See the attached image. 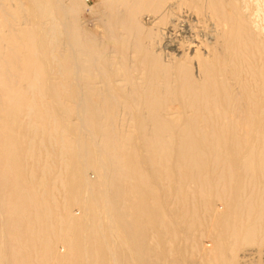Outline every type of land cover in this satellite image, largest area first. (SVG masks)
I'll return each instance as SVG.
<instances>
[{"label":"rangeland","instance_id":"obj_1","mask_svg":"<svg viewBox=\"0 0 264 264\" xmlns=\"http://www.w3.org/2000/svg\"><path fill=\"white\" fill-rule=\"evenodd\" d=\"M168 1L170 0H162V2L160 0V3L159 0H68L67 19L70 17L74 20L68 19L71 33L83 44L92 46L91 49L95 53L91 52V55L104 54L107 56L106 59L116 62L113 63V72H109L102 79H98L97 77H101V75H97L98 73L95 72L91 88L86 86L85 80H82L80 83L82 84V97H80L83 100H79V102L78 96L74 94L77 89L75 84L78 77L73 79V76L70 75L71 72L68 71L65 54L63 55L65 50L55 49L59 45V41L63 40V36L56 38V46H51L53 52L57 50L63 56L56 59L58 62L47 57L49 74L45 73V75L48 79L42 78L40 73V75L37 74L39 75L38 79L40 78L43 83H39L42 81L37 79L38 81L36 80L37 82L31 90L28 80H20V78L23 79V77L33 74L31 68L21 65L22 56L25 58L26 55V48L23 46L26 36L22 33L24 29H27V25H23L24 22H21L24 15L18 14L16 17L11 9V11L9 10L11 13L7 10L4 14L0 13V98H2L0 100V142L6 139L9 147L6 158L0 155V264H264V57H262L264 56L262 55L264 52V0H236L235 2L227 0L228 4L226 0H194L195 3L193 0H183V8L178 9L186 11L182 23L179 21L180 18H175L171 14L167 15L165 12L164 7ZM217 1L218 5H216ZM189 2L190 8L188 7ZM212 2L213 6L209 5ZM196 3L201 6L197 7ZM69 5H72L70 9ZM206 5L209 6L206 7ZM110 12L112 13L110 14ZM230 14L233 16L230 17ZM146 18H149L150 22L149 20L146 22ZM222 22L226 24L232 22V29L235 31L233 32L234 39L228 40L222 35L226 31H224L226 27L221 26ZM200 24L206 27L208 36L199 34L196 38L197 45L185 31L189 28L197 29ZM171 26H173L172 32L167 29ZM219 30L223 32L221 36L217 35ZM244 34L247 35L246 39ZM247 37L249 38L247 39ZM214 38L218 42H215ZM261 40L263 41L260 42ZM126 42L127 44H125ZM227 43H229L228 46ZM12 44H14V47L11 46L12 51L19 52L16 58L9 57L13 52L10 54L9 51L8 54L6 52L7 45L10 47ZM192 45L199 47L196 54H194V49H188ZM15 46L16 50L13 49L16 48ZM5 48H7L6 51ZM217 48L220 52L216 50ZM114 49L116 51L122 49V51H119L118 54ZM3 52H6L7 56ZM211 54L215 57H212ZM150 55H154V58L152 56L151 59ZM229 56L230 58H228ZM197 57L202 64L208 66L211 64L209 62L216 60L217 65L215 63L213 65L219 69V73L207 77L204 75L206 72L204 66H200V71H198ZM261 58L263 59L261 60ZM226 61L229 63L226 64ZM176 62L179 63L175 64ZM118 63L120 68L117 67ZM238 63L240 64L239 68ZM228 64L234 66L231 67ZM121 65L125 67L123 68ZM135 65L136 68L131 67ZM59 66L61 67L59 68ZM230 67L234 69L228 70ZM118 70L119 72H117ZM162 70L167 75L162 73ZM228 71L231 74H228ZM145 73L148 75L145 76ZM181 74L184 77H181ZM242 75L244 79L240 80ZM177 77L178 80H174ZM154 79L156 80L154 81ZM202 79L205 80L204 83ZM165 80L168 87L164 86ZM45 81L48 84L47 87L44 86V84L46 85ZM145 83H149L150 86ZM159 83L161 84L159 85ZM236 84H239L238 87ZM177 86H180L182 91ZM228 90H231V93ZM152 91L155 92L152 93ZM38 92L41 94L43 92L42 98H39ZM236 92H238L237 95ZM12 94H17L19 99L10 97ZM250 95L255 101L250 98ZM14 96L16 97V95ZM73 99L75 105L78 102L80 106L78 104L74 106ZM210 102H214V104ZM80 108L85 110L82 113V118H85V121L89 119L85 123L82 122V118H78L73 113ZM89 108L93 112H97L94 114L95 116L98 114L97 118L93 116L95 123L90 121ZM251 109L256 110L252 111ZM88 113H90L89 116H86ZM53 114H60V116ZM135 116H137V120L134 118ZM55 118H60V120ZM61 119L63 120L61 121ZM138 119L142 123H139ZM56 122H61L59 123L61 125ZM69 129L72 132L70 133L71 137L69 136L70 131H67ZM7 137L13 141L8 140ZM80 138L81 141H79ZM59 139L62 141L59 142ZM72 142L78 151L72 147ZM76 142L80 144L78 145ZM26 149L32 150V152ZM72 150L76 154L79 153V156L73 157ZM250 150L251 152H249ZM28 152L32 153L30 157H28ZM66 154L69 156L67 157ZM88 156H90L89 161ZM75 158L80 165L73 161ZM103 159L108 160L105 163ZM68 160H70V164H67ZM85 163L86 165H84ZM94 163H97L96 169L99 167V171L94 168ZM107 166V173H104ZM66 167L70 169L69 172ZM31 174L34 178L31 177ZM65 175L68 181L65 179ZM116 175H118L117 178H115ZM31 178L32 180H30ZM83 178L86 182L82 183L84 185L80 183L84 181ZM112 179L115 180L113 183ZM69 180L74 185L72 190H70ZM105 180H109L110 183ZM86 184L87 186H85ZM82 186L85 190L81 189L79 192L78 190ZM93 186L95 188L98 186L94 189L96 191H93ZM77 188L78 190H76ZM107 189L109 190L106 193ZM72 191L75 193L73 194ZM108 200L112 201L109 203ZM97 204L99 207H96ZM85 206L87 207L85 208ZM22 208H25L24 211H26L23 212ZM99 209H102V212L104 210L103 214ZM99 211L100 214H98ZM43 212L45 213L43 214ZM95 214L98 216L96 217ZM66 218L68 219L66 220ZM77 218L80 222L77 221ZM70 219H72L71 223ZM25 222L28 223L26 226ZM31 223H34L32 225L36 224V229L30 227ZM71 226L75 230L73 233ZM103 231H107V236ZM101 232L104 236L100 234ZM17 236L19 237L16 238ZM106 241L109 250L104 243ZM103 244L105 245L103 246ZM36 249H40V251L37 252ZM53 256L54 258H52Z\"/></svg>","mask_w":264,"mask_h":264},{"label":"bare ground","instance_id":"obj_2","mask_svg":"<svg viewBox=\"0 0 264 264\" xmlns=\"http://www.w3.org/2000/svg\"><path fill=\"white\" fill-rule=\"evenodd\" d=\"M6 1V2H5ZM72 1V0H71ZM117 1V0H116ZM165 1V0H164ZM192 1V0H191ZM194 1V0H193ZM205 1V0H204ZM210 1V0H209ZM219 1V0H218ZM218 1H217V4L216 5H218ZM236 0H234V2H235ZM67 2H68V0H0V13H2V14H4V12H5V10H7L8 12H10L11 10H13V12H14V14H15V16L16 15H18V14H23L24 16L21 18L22 19V21L21 22H24L23 23V25H27L26 27H27V29L25 30H23V33L22 34H24L26 37H25V39H24V37H23V46L26 48V50H25V52H26V55H25V58H24V56H22V60H21V65H23L25 68H31V72L33 73V74H31L30 76H28L27 74V76H25V77H23V79H21L20 77V80H28L29 82H28V84H29V89H31V90H33V88H34V86L33 85H35L36 84V82L40 79H38V76L40 75V74H42L41 76H42V78H44V79H48V78H46L47 76L45 75V73L47 74H49V72H48V62H47V57L48 58H50V59H52V61H54V60H56V59H58V57H62L64 54H65V58H66V61H65V63H67V67H68V71H70L71 73H70V75H72L73 76V79L74 78H77L78 80L76 81V84L75 85H77L76 86V91H75V93L74 94H76L77 96H78V102H79V100H81V89H82V84H80L81 82H82V80H85V83H86V86H89V88H91V82H92V80H94L93 79V77H94V74H95V72H97L98 74L97 75H101V77H97L98 79H102L103 78V76H106V74H108L109 72H113V69H114V67H113V61L114 60H109V59H106L107 58V56H105L104 54L103 55H99V56H93V55H91V52L93 53L94 51H93V49H91V47L90 46H87L88 44H83V42H81L80 41V39H77V37L75 36V35H73V33H71L72 31H71V28H70V26H69V24H68V19L70 18V17H68V19H67V13H66V8L68 7V4H67ZM156 2H158V1H156ZM161 2H162V0H161ZM188 2V1H187ZM197 2V1H196ZM203 2V1H202ZM207 2V1H206ZM205 2V3H206ZM233 2V3H234ZM253 2V1H252ZM258 2V1H257ZM73 3V2H72ZM120 3V2H119ZM128 3V2H127ZM159 3H160V0H159ZM194 3H195V1H194ZM205 3H203V4H205ZM225 3V2H224ZM226 3H227V0H226ZM263 3V2H262ZM115 4V3H114ZM134 4H136V3H134ZM189 4H190V2L188 3V7H189ZM197 4V3H196ZM210 4H212V6H213V2L212 3H209V5ZM228 4V3H227ZM236 4V3H235ZM243 4V3H242ZM118 5V4H117ZM184 6V4H183V0H170V1H168L167 3H166V5H165V7H164V9H165V12L167 13V15L168 14H171L172 16H174L175 18L177 17V18H180V22L181 21H183L184 22V20H183V17H184V12H186L184 9H182L181 11L180 10H178V9H181V8H183V6ZM192 5V4H191ZM208 5V6H209ZM215 5V6H216ZM72 6V5H71ZM70 5H69V9H70V7H71ZM114 6V5H113ZM158 6H159V4H158ZM192 6H194V5H192ZM201 6V5H200ZM199 6V4H197V7H200ZM207 5H206V7H208ZM225 6H226V4H225ZM234 6H236V5H234ZM233 6V7H234ZM153 7H154V5H153ZM227 7V6H226ZM231 7H232V5H231ZM141 8V7H140ZM187 8V7H186ZM190 8V7H189ZM203 8V7H202ZM212 8V7H211ZM210 8V9H211ZM236 8V7H235ZM11 9V10H10ZM132 9H133V7H132ZM146 9V8H145ZM174 9H176V11H174ZM214 9V8H213ZM222 9V8H221ZM232 9H234V8H232ZM232 9H230L231 11H233ZM10 10V11H9ZM147 10V9H146ZM151 10V9H150ZM190 10V9H189ZM216 10V9H215ZM219 10V9H218ZM120 11V10H119ZM140 11V10H139ZM149 11V10H148ZM220 11V10H219ZM230 11V12H231ZM260 11V10H259ZM114 12H115V10H114ZM122 12V11H121ZM127 12H128V10H127ZM151 12V11H150ZM211 12V11H210ZM226 12H227V10H226ZM11 13V12H10ZM70 13H72V12H70ZM112 12H110V14H111ZM117 13H119V12H117ZM135 13V12H134ZM212 13V12H211ZM229 13V12H228ZM232 13V12H231ZM238 13V12H237ZM243 13V12H242ZM6 14V13H5ZM127 14V13H126ZM216 14V13H215ZM234 15H235V13H233ZM233 14L231 15L230 14V17L231 16H233ZM263 14V13H262ZM1 15V14H0ZM122 15H123V13H122ZM7 16H9V15H7ZM11 16V15H10ZM9 16V17H10ZM14 16V17H15ZM20 16V15H19ZM18 16V17H19ZM126 16V15H125ZM149 16V15H148ZM213 16H215V15H213ZM224 16V15H223ZM222 16V17H223ZM236 16V15H235ZM235 16L233 17V18H235ZM240 16V15H239ZM246 16V15H245ZM252 16V15H251ZM263 16V15H262ZM12 17V16H11ZM17 17V16H16ZM130 17V16H129ZM135 17H136V15H135ZM193 17V16H192ZM209 17V16H208ZM72 18H73V16H72ZM121 18H122V16H121ZM174 18V19H175ZM221 18V17H220ZM225 18V17H224ZM223 18V19H224ZM245 18V17H244ZM5 19V18H4ZM12 19V18H11ZM71 19V18H70ZM130 19V18H129ZM128 19V20H129ZM155 19V18H154ZM210 19V18H209ZM214 19V18H213ZM215 19H216V17H215ZM222 19V20H223ZM240 19V18H239ZM18 20V19H17ZM71 20H73V19H71ZM148 20H149V18H146L145 19V21L146 22H148ZM152 20H153V18H152ZM221 20V19H220ZM225 20V19H224ZM19 21V20H18ZM17 21V22H18ZM74 21V20H73ZM109 21V20H108ZM176 21V20H175ZM212 21V20H211ZM211 21H210V23H211ZM235 21H236V18H235ZM244 21V20H243ZM122 22V21H121ZM142 22V21H141ZM149 22H150V20H149ZM238 22V21H237ZM251 22V21H250ZM257 22V21H256ZM6 23V22H5ZM182 23V22H181ZM214 23V22H213ZM240 23V22H239ZM245 23H247V22H245ZM71 24V23H70ZM103 24V23H102ZM120 24V23H119ZM209 24V23H208ZM228 24H230V25H228ZM228 24H226V23H224V22H222V24H221V26H225L226 28L224 29V33L223 32H220V30L219 31H217L218 33H217V35H220L221 36V33H223L222 35L223 36H225L226 38H228V40H230V39H234V33L233 32H235L233 29H232V22L230 23H228ZM243 24V23H242ZM253 24V23H252ZM7 25V24H6ZM108 25H109V23H108ZM121 25V24H120ZM120 25H119V27H120ZM178 25H179V23H178ZM206 25V24H205ZM215 27H216V25L215 24H213ZM238 25V24H237ZM8 26V25H7ZM72 26V25H71ZM209 26V25H208ZM212 26V25H211ZM214 26H213V28H214ZM106 27V26H105ZM184 27V26H183ZM190 27V26H189ZM248 27H249V24H248ZM73 28V27H72ZM205 28L206 27H204V25L203 24H200L198 27H197V29H191V28H189L188 29V27H187V29L188 30H186L185 31V33H188L189 35H190V37L192 38V41H194L195 43H197V36L199 35V34H201L202 33V35L204 34V36L206 35V36H208V34H207V31L205 30ZM209 28V27H208ZM234 28H235V26H234ZM241 28V27H240ZM258 28H259V26H258ZM74 29V28H73ZM104 29V28H103ZM128 29V28H127ZM167 29L169 30V31H173V26H171V28H169V27H167ZM216 29V28H215ZM217 29H219V28H217ZM244 29H245V27H244ZM76 30V29H75ZM167 30V31H168ZM214 30V29H213ZM242 30V29H241ZM249 30V29H248ZM252 30H254V29H252ZM252 30H251V32H252ZM74 31V30H73ZM113 31V30H112ZM111 31V32H112ZM205 31V32H204ZM210 31H212V30H210ZM244 31V30H243ZM246 31H247V28H246ZM246 31H244V32H246ZM250 31V30H249ZM254 31H257L256 29L254 30ZM75 32V31H74ZM81 32H83L82 30H81ZM109 32H110V30H109ZM127 32V34H128V30L126 31ZM184 32V31H183ZM182 32V33H183ZM212 32H214V31H212ZM242 32V31H241ZM11 33V32H10ZM42 33H43V35H42ZM76 33V32H75ZM147 33V32H146ZM206 33V34H205ZM248 33V32H247ZM253 33H255L256 34V32H253ZM262 33V32H261ZM252 34V33H251ZM250 34V35H251ZM263 34V33H262ZM83 35V34H82ZM130 35V34H129ZM180 35V34H179ZM184 35V34H183ZM215 35H216V31H215ZM214 35V36H215ZM216 35V36H217ZM243 35V34H242ZM257 35H259V34H257ZM63 36V37H62ZM212 36V35H211ZM240 36V35H239ZM244 36H245V39H246V34H244ZM19 37H21V36H19ZM59 37H62V39L63 40H61V41H59V45L57 46V47H55V49L57 48V50H58V48H62L63 50H65V53H63V55L61 54V52H59V51H57V50H55L54 52H53V48L51 47V46H54L55 45V43L57 42V39L56 38H59ZM122 37V36H121ZM189 37V36H188ZM241 37V36H240ZM254 37L256 38V36L254 35ZM253 37V38H254ZM86 38V37H85ZM110 38V37H109ZM140 38V37H139ZM138 38V39H139ZM187 38V37H186ZM217 38V37H216ZM216 38H214V40L216 39ZM249 37H247V39H248ZM252 38V37H251ZM250 38V39H251ZM102 39V38H101ZM144 39H146V38H144ZM236 39V38H235ZM103 40V39H102ZM115 40V39H114ZM119 40H121V39H119ZM206 40V39H205ZM226 40V39H225ZM238 40V39H237ZM256 40V39H255ZM254 40V42H256ZM9 41V40H8ZM112 41V40H111ZM128 41V40H127ZM232 41V40H231ZM240 41V40H239ZM263 40H261L260 42H262ZM108 42H109V40H108ZM115 42V41H114ZM132 42V41H131ZM140 42V41H139ZM205 42V41H204ZM215 42H218L217 40H215ZM220 42V41H219ZM237 42V41H236ZM250 42L254 45V43H253V41L252 40H250ZM1 43V42H0ZM89 43V42H88ZM168 43H171V41H168ZM211 43V42H210ZM233 43V42H232ZM247 43V42H246ZM259 43V42H258ZM258 43H256V44H258ZM17 44V43H16ZM125 44H127V42L125 43ZM133 44H134V41H133ZM139 44H141V43H139ZM138 44V45H139ZM213 44V43H212ZM241 44V43H240ZM255 44V45H256ZM9 45V44H8ZM7 45V48H8V50L6 51V49L7 48H5V51L7 52V54H8V51H9V54H10V52L12 53V54H10V58H16V57H18V51H16V52H14V51H12V47L11 46H13L14 44H12V45H10V47H11V50H9V46ZM22 45V44H21ZM112 45V44H111ZM146 45V44H145ZM188 45H190V44H188ZM197 45H198V43H197ZM197 45H192V46H190L188 49L189 50H191V49H194V54H196V52H197V50H198V48L199 47H197ZM225 45V44H224ZM227 46L229 45V43H227L226 44ZM231 45V44H230ZM261 45V44H260ZM56 46V45H55ZM167 46V45H166ZM175 46V45H174ZM213 46V45H212ZM257 46V45H256ZM14 47V46H13ZM16 47V46H15ZM65 47V48H64ZM134 47H135V44H134ZM165 47V46H164ZM218 47H219V45H218ZM222 47H224V46H222ZM253 47V46H252ZM262 47V46H261ZM112 48H114L113 46H112ZM131 48V47H130ZM139 48V47H138ZM171 49H172V47H170ZM231 48V47H230ZM234 48V47H233ZM238 48H239V46H238ZM259 48V47H258ZM13 49H17V47L16 48H13ZM20 49V48H19ZM18 49V50H19ZM61 49V50H62ZM134 49V48H133ZM136 49V48H135ZM166 49H168V48H166ZM187 49V48H186ZM226 49V48H225ZM224 49V50H225ZM255 49H257V48H255ZM63 50H62V52H63ZM113 50V49H112ZM115 50V49H114ZM165 50V49H164ZM213 50H214V47H213ZM212 50V51H213ZM216 50H218L219 51V49L217 48ZM227 50V49H226ZM243 50H244V47H243ZM261 50H262V52H263V49L261 48ZM116 51V50H115ZM120 51V50H119ZM119 51H116L115 53H118ZM121 51H122V49H121ZM120 51V52H121ZM139 51H140V49H139ZM229 51H230V49H229ZM6 52H3V54L5 53V55H6ZM21 52V51H20ZM136 52H138V51H136ZM174 52H175V50H174ZM217 52V51H216ZM220 52V51H219ZM227 53H228V51H226ZM234 52V51H233ZM244 52V51H243ZM258 52V51H257ZM261 52V53H262ZM95 53V52H94ZM139 53V52H138ZM143 53V52H142ZM231 53V52H230ZM245 53V52H244ZM258 53H260V52H258ZM119 54V53H118ZM121 54V53H120ZM130 54V53H129ZM152 54V53H151ZM214 54V53H213ZM213 54H211L212 55V57H215V56H213ZM223 54V53H222ZM237 54H238V52H237ZM246 54V53H245ZM252 54V53H251ZM122 55V54H121ZM142 55V54H141ZM217 55V54H216ZM226 55V54H225ZM228 55H230V54H228ZM227 55V56H228ZM233 55H234V53H233ZM262 55H264V52H263V54ZM7 56V55H6ZM119 56V55H118ZM117 56V57H118ZM151 56V55H150ZM153 56V58H154V55H152ZM152 56H151V59H152ZM248 56H250V55H248ZM260 56V55H259ZM114 57V56H113ZM132 57H133V55H132ZM147 57V56H146ZM223 57H225V56H223ZM222 57V58H223ZM235 57V56H234ZM233 57V58H234ZM253 57V56H252ZM262 57H264V56H262ZM20 58V57H19ZM18 58V59H19ZM120 58V57H119ZM128 58V57H127ZM142 58V57H141ZM198 59V61H197V63H196V66L198 67L197 68V70L198 71H200L199 70V67L200 66H204V67H206L205 68V70H206V72H205V74L204 75H206L207 77H209V76H212V75H215V74H218L219 73V69L216 67V66H214L213 65V63H215V65H217V63H216V60H213V61H211L210 59V61L211 62H209V60H208V62L209 63H211V64H209V66L208 65H205V64H202L201 62H200V60H199V57H197ZM221 58V59H222ZM228 58H230V56L228 57ZM227 58V60H229ZM246 58V57H245ZM121 59H122V57H121ZM134 59V58H133ZM184 59V58H183ZM182 59V60H183ZM226 59V58H225ZM235 59V58H234ZM263 58H261V60H262ZM16 60V59H15ZM144 60V59H143ZM149 60V59H148ZM238 60V59H237ZM10 61H12L11 59H10ZM57 61V60H56ZM121 61V60H120ZM133 61V60H132ZM131 61V62H132ZM135 61V60H134ZM138 61V60H137ZM183 61H185V60H183ZM241 61V60H240ZM247 61H249L248 59H247ZM254 61V60H253ZM13 62V61H12ZM58 62V61H57ZM123 62V61H122ZM218 62V61H217ZM239 62V61H238ZM257 62H258V60H257ZM116 63V62H115ZM114 63V64H115ZM140 63H141V61H140ZM139 63V64H140ZM177 63H179V62H176L175 64H177ZM227 63H229V62H227L226 61V64ZM232 63V62H231ZM123 64V63H122ZM130 64V63H129ZM132 64V63H131ZM174 64V65H175ZM225 63H224V66L226 65ZM261 64V63H260ZM259 64V65H260ZM8 65V64H7ZM11 65V64H10ZM38 65H39V67H38ZM141 65V64H140ZM149 65V64H148ZM154 65V64H153ZM156 65H157V63H156ZM187 65H188V63H187ZM186 65V66H187ZM221 65V64H220ZM229 65V64H228ZM239 63H238V68H239ZM241 65H243V64H241ZM247 65V64H246ZM262 65V64H261ZM122 66V65H121ZM137 66H138V64H137ZM142 66V65H141ZM168 66V65H167ZM183 66V65H182ZM181 66V67H182ZM229 66H231V65H229ZM232 66H234V65H232ZM231 66V67H232ZM248 66V65H247ZM253 66V65H252ZM255 66V65H254ZM15 67V66H14ZM61 66H59V68H60ZM117 67L118 68H120L119 67V63H118V65H117ZM123 68L125 67V66H122ZM131 67H134V68H136V65L135 66H131ZM131 67H129V68H131ZM175 67V66H174ZM180 67V68H181ZM203 67V68H204ZM226 67V69H227V66H225ZM230 67V68H231ZM246 67V66H245ZM249 67V66H248ZM263 67V66H262ZM2 68H4V67H2ZM21 68V67H20ZM58 68V69H59ZM154 68H155V66H154ZM153 68V69H154ZM186 68V67H185ZM202 68V67H201ZM200 68V69H201ZM222 68V67H221ZM228 68V70H232V69H234V68ZM243 68V67H242ZM253 68V67H252ZM122 69V68H121ZM132 69V68H131ZM164 69V68H163ZM174 69V68H173ZM188 69V68H187ZM250 69H251V67H250ZM30 70V69H29ZM55 70V69H54ZM101 70H102V72H101ZM133 70V69H132ZM147 70H148V68H147ZM146 70V71H147ZM151 70V69H150ZM156 70H157V68H156ZM127 71H129V70H127ZM163 71V70H162ZM233 71H235V70H233ZM4 72V71H3ZM30 72V71H29ZM52 73H53V71H51ZM57 72V71H56ZM117 72H119V70L117 71ZM138 72V71H137ZM176 72H177V70H176ZM179 72H180V69H179ZM181 72H183L182 70H181ZM192 72V71H191ZM191 72H188V73H190V74H192ZM221 72V71H220ZM226 72V71H225ZM229 72V71H228ZM239 72V71H238ZM256 72H258V71H256ZM255 72V73H256ZM259 72H260V70H259ZM22 73H24V72H22ZM40 73V74H39ZM129 73V72H128ZM154 73V72H153ZM160 73V72H159ZM162 73H165L166 74V72H162ZM162 73H161V75H162ZM224 73V72H223ZM236 73V72H235ZM235 73H234V75H235ZM243 73V72H242ZM246 73V72H245ZM7 74V73H6ZM17 74V73H16ZM37 74H39V75H37ZM55 74V73H54ZM53 74V75H54ZM183 74V73H182ZM182 74H181V77H184V75L182 76ZM228 74H231L230 72L228 73ZM263 74H264V72H263ZM122 75V74H121ZM146 75H148V73H145V76ZM160 75V74H159ZM161 75H160V77H161ZM167 75V74H166ZM189 75V74H188ZM220 75V74H219ZM218 75V76H219ZM254 75V74H253ZM260 75V74H259ZM9 76V75H8ZM24 76V75H23ZM72 76H71V78H72ZM113 76V75H112ZM131 76V75H130ZM198 76H200V75H198ZM205 76V77H206ZM138 77V76H137ZM150 77V76H149ZM202 77H203V75H202ZM214 77V76H213ZM230 77V76H229ZM233 77V76H232ZM231 77V78H232ZM247 77V76H246ZM250 77H251V75H250ZM262 77V76H261ZM70 78V77H69ZM121 78V77H120ZM119 78V79H120ZM135 78V77H134ZM155 78V77H154ZM163 78V77H162ZM172 78H173V76H172ZM237 78V77H236ZM242 78H243V75L241 76V79L240 80H242ZM254 78H255V76H254ZM38 79V80H37ZM137 79V78H136ZM150 79V78H149ZM165 79V78H164ZM186 79V78H185ZM214 79V78H213ZM220 79H221V77H220ZM224 79V78H223ZM233 79H234V77H233ZM238 79V78H237ZM244 79V78H243ZM251 79V78H250ZM37 80V81H36ZM41 80V79H40ZM71 80V79H70ZM107 80V79H106ZM111 80H112V78H111ZM156 79H154V81H155ZM161 80V79H160ZM174 80H178V77H177V79H174ZM184 80V79H183ZM203 80V79H202ZM225 80V79H224ZM254 80V79H253ZM42 81V80H41ZM185 82H186V80H184ZM194 81V80H193ZM214 81H216V80H214ZM220 81V80H219ZM218 81V82H219ZM226 81V80H225ZM238 81V80H237ZM245 81V80H244ZM22 82V81H21ZM27 82V81H26ZM68 82V81H67ZM75 82V81H74ZM77 82H78V84H77ZM131 82V81H130ZM130 82H129V85H130ZM148 82V81H147ZM172 82V81H171ZM176 82V81H175ZM175 82H174V84H175ZM178 82V81H177ZM205 82V80H203V83ZM207 82V81H206ZM238 82H240V81H238ZM246 82V81H245ZM256 82H257V80H256ZM39 83H43V81L42 82H39ZM45 83H46V81H45ZM69 83V82H68ZM102 83V82H101ZM110 83H112L111 81H110ZM135 83H136V80H135ZM222 83V82H221ZM254 83V82H253ZM262 83V82H261ZM103 84V83H102ZM101 84V85H102ZM146 84V83H145ZM147 84H149V83H147ZM146 84V85H147ZM161 83H159V85H160ZM185 84V83H184ZM208 84V83H207ZM225 84H226V82H225ZM230 84V83H229ZM111 85V84H110ZM117 85V84H116ZM122 85V84H121ZM131 85H132V82H131ZM165 85H167V83H166V80H165V84H164V86ZM177 85V84H176ZM176 85H174V86H176ZM188 85V84H187ZM202 85V84H201ZM220 85V84H219ZM237 85H239V84H236V86ZM255 85H257V84H255ZM261 85V84H260ZM262 85H263V83H262ZM15 86H17V85H15ZM28 86V85H27ZM40 86V85H39ZM44 86L45 87H47L48 86V84L46 83V85L44 84ZM53 86H54V84H53ZM57 86V85H56ZM72 86V85H71ZM74 86V85H73ZM104 86V85H103ZM113 86V85H112ZM119 86V85H118ZM136 86H137V84H136ZM135 86V87H136ZM148 86H150V84L148 85ZM174 86H173V88H174ZM181 86V85H180ZM180 86L178 87V88H180ZM193 86V85H192ZM203 86V85H202ZM216 86V85H215ZM214 86V87H215ZM222 86V85H221ZM44 87V88H45ZM50 87V86H49ZM48 87V88H49ZM113 87H115V86H113ZM134 87V88H135ZM166 87V86H165ZM167 87H168V85H167ZM191 87V86H190ZM217 87H218V85H217ZM220 87V86H219ZM238 87V86H237ZM241 87V86H240ZM245 87V86H244ZM104 89L106 88L105 86L103 87ZM149 88V87H148ZM178 88H176V89H178ZM209 88V87H208ZM216 88V87H215ZM224 88V87H223ZM257 88V87H256ZM46 89V88H45ZM71 89V88H70ZM73 89V88H72ZM75 89V88H74ZM73 89V90H74ZM114 89H116V88H114ZM113 89V90H114ZM136 89V88H135ZM134 89V90H135ZM154 89V88H153ZM169 89V88H168ZM181 89V91H182V88H180ZM179 89V90H180ZM186 89V88H185ZM190 89V88H189ZM214 89V88H213ZM212 89V90H213ZM217 89V88H216ZM232 89V88H231ZM242 89V88H241ZM264 89V88H263ZM262 89V90H263ZM35 90V89H34ZM49 90H50V88H49ZM106 90V89H105ZM145 90V89H144ZM155 90V89H154ZM200 90V89H199ZM218 90V89H217ZM243 90V89H242ZM247 90V89H246ZM255 90H257V89H255ZM261 90V89H260ZM36 91V90H35ZM34 91V92H35ZM42 91H43V89H42ZM120 91H121V89H120ZM194 91V90H193ZM197 91V90H196ZM222 91V90H221ZM230 93H231V90H228ZM235 91H236V89H235ZM19 92H20V89H19ZM70 92H71V90H70ZM69 92V93H70ZM107 92V91H106ZM105 92V93H106ZM116 92H117V90H116ZM119 92V91H118ZM149 92V91H148ZM153 92H155V91H152V93ZM169 92V94H170V91H168ZM172 92V91H171ZM214 92V91H213ZM240 92V91H239ZM243 92V91H242ZM245 92V91H244ZM263 92V91H262ZM48 93V92H47ZM51 93V92H50ZM57 93V92H56ZM98 93V92H97ZM181 93V92H180ZM183 93V92H182ZM200 93V92H199ZM216 94H217V91L215 92ZM224 93H226V92H224ZM237 93L238 92H236V95H237ZM252 93V92H251ZM260 93V92H259ZM264 93V92H263ZM18 94V93H17ZM17 94H12L10 97H12L13 96V99L15 98V99H19V97L17 96ZM23 94H24V92H23ZM49 94V93H48ZM73 94V95H74ZM104 94V93H103ZM130 94V93H129ZM142 94V93H141ZM155 94V93H154ZM158 94V93H157ZM168 94V95H169ZM192 94H193V92H192ZM191 94V95H192ZM201 94H203V93H201ZM246 94V93H245ZM244 94V95H245ZM249 94V93H248ZM14 95H16V97L14 96ZM18 95H20V93L18 94ZM42 95H43V92H42V94L41 93H39L38 92V96H39V98L41 97L42 98ZM45 95V94H44ZM100 95V94H99ZM143 95V94H142ZM166 95V94H165ZM181 95V94H180ZM198 95V94H197ZM223 95V94H222ZM236 95L234 96L235 98H236ZM239 95V94H238ZM260 95V94H259ZM45 96H47V95H45ZM71 97H73L72 95H70ZM81 96V97H80ZM101 96V95H100ZM155 96H156V94H155ZM158 96V95H157ZM189 96V95H188ZM226 96V95H225ZM229 96H231V95H229ZM262 96V95H261ZM9 97V96H8ZM31 97V96H30ZM53 97V96H52ZM153 97H154V95H153ZM170 97V96H169ZM177 97V96H176ZM178 97H180V96H178ZM177 97V98H178ZM184 97H185V95H184ZM193 97H194V95H193ZM199 97V96H198ZM206 97V96H205ZM239 97V96H238ZM241 97V96H240ZM259 97V96H258ZM257 97V98H258ZM164 98V97H163ZM177 98H176V101H177ZM224 98V97H223ZM228 98V97H227ZM234 98V100H236ZM250 98H251V95H250ZM2 98H0V100H1ZM7 99H9V98H7ZM48 99V98H47ZM99 99H100V97H99ZM108 99H109V97H108ZM114 98L112 97V100H113ZM212 99V98H211ZM221 99H222V97H221ZM229 99V98H228ZM251 99H253V98H251ZM9 100H12V99H9ZM39 100V99H38ZM58 100V99H57ZM82 100H83V98H82ZM81 100V101H82ZM138 100V99H137ZM170 100V99H169ZM179 100V99H178ZM197 100V99H196ZM200 100V99H199ZM202 100V99H201ZM210 100V99H209ZM227 100V99H226ZM233 100V101H234ZM240 100V99H239ZM247 100V99H246ZM249 100V99H248ZM254 100V99H253ZM257 100H259V99H257ZM48 101V100H47ZM72 101V100H71ZM74 99H73V103H74ZM80 101V102H81ZM142 101V100H141ZM140 101V102H141ZM158 101V100H157ZM165 101V100H164ZM180 101V100H179ZM189 101V100H188ZM192 101V100H191ZM205 101V100H204ZM204 101H201V102H204ZM215 101V100H214ZM255 101V100H254ZM39 102H40V100H39ZM76 103V105H75V103H74V106H77V104H78V106H80V104L79 103ZM85 102V101H84ZM114 102V101H113ZM151 102H153V100H151ZM184 102H185V100H184ZM190 102V101H189ZM188 102V103H189ZM261 102V101H260ZM32 103H34V102H32ZM57 103V102H56ZM82 103V102H81ZM159 103V102H158ZM157 103V104H158ZM160 103H161V101H160ZM186 103V102H185ZM199 103H200V101H199ZM211 104L213 103L214 104V102H210ZM223 103V102H222ZM230 103H231V101H230ZM239 103V102H238ZM245 103H247V102H245ZM256 103H258V102H256ZM41 104V103H40ZM54 104V103H53ZM72 104V103H71ZM86 104H88V103H86ZM145 104V103H144ZM152 104V103H151ZM207 104V103H206ZM232 104V103H231ZM255 104V103H254ZM98 105V104H97ZM96 105V106H97ZM159 105V104H158ZM181 105V104H180ZM189 105V104H188ZM192 105V104H191ZM208 105V104H207ZM243 105V104H242ZM248 105V104H247ZM35 106V105H34ZM33 106V107H34ZM84 106V105H83ZM87 106V105H86ZM144 106V105H143ZM182 106V105H181ZM180 106V107H181ZM219 106H220V103H219ZM224 106V105H223ZM232 106V105H231ZM252 106V105H251ZM255 106V105H254ZM263 106H264V104H263ZM9 107V106H8ZM54 107H57V106H54ZM109 107V106H108ZM150 107V106H149ZM154 107H156V106H154ZM256 107V106H255ZM65 108V107H64ZM86 108V107H85ZM91 108V107H90ZM88 109V112H91V114L90 113H88V115H86V116H89V114H90V121L93 123L94 122V118H93V116H95L94 114H96L97 112H93V110L92 109ZM182 108V107H181ZM196 109H197V107H195ZM219 108V107H218ZM221 108V107H220ZM225 108H226V104H225ZM251 108V107H250ZM252 108H254L253 106H252ZM260 108V107H259ZM216 109V108H215ZM261 109H263V108H261ZM53 110H54V108H53ZM57 110V109H56ZM190 110V109H189ZM252 111H255V110H253V109H251ZM8 111V110H7ZM60 111V110H59ZM68 112V111H67ZM76 112V113H75ZM85 112V110H83L82 108H80V109H78L77 111H74L73 113L74 114H76V116L78 117V118H82V113H84ZM249 112V111H248ZM40 113V112H39ZM152 113V112H151ZM154 113V112H153ZM207 113V112H206ZM209 114V113H208ZM253 114V113H252ZM256 114V113H255ZM254 114V115H255ZM52 115V114H51ZM53 115H55V116H60V114H58V115H56V114H53ZM151 115V114H150ZM186 115V114H185ZM210 115V114H209ZM6 116H7V114H6ZM34 116V115H33ZM62 116V115H61ZM97 116H98V114L95 116V118H97ZM248 116H249V114H248ZM247 116V117H248ZM49 117V116H48ZM47 117V118H48ZM74 117V116H73ZM131 117V116H130ZM136 117L137 116H135L134 118L136 119ZM158 117V116H157ZM241 117V116H240ZM25 118V117H24ZM49 118H52L51 116L49 117ZM62 118V117H61ZM230 118V117H229ZM254 118V117H253ZM40 119V118H39ZM56 120H60V118L58 119V118H55ZM54 119V120H55ZM67 119V118H66ZM83 119V118H82ZM85 119V118H84ZM83 119V123H85V122H87V121H85ZM131 119V118H130ZM132 119H133V116H132ZM140 119V118H139ZM139 119H138V121H139ZM241 119V118H240ZM258 119V118H257ZM263 119V118H262ZM23 120V119H22ZM35 120V119H34ZM53 120V119H52ZM53 120V121H54ZM63 119H61V121H62ZM99 120V119H98ZM102 120H103V118H102ZM137 120V119H136ZM151 120V119H150ZM255 120V119H254ZM12 121V120H11ZM69 121H71V120H69ZM79 121V120H78ZM108 121V120H107ZM133 121V120H132ZM141 121V120H140ZM139 121V123H142V122H140ZM192 121V120H191ZM236 121V120H235ZM259 121V120H258ZM261 121V120H260ZM13 122V121H12ZM28 122V121H27ZM157 122V121H156ZM210 122V121H209ZM56 123H58V122H56ZM59 123H61V122H59ZM58 123V125H61V124H59ZM95 123V122H94ZM132 123V122H131ZM138 123V124H139ZM20 124V123H19ZM54 124V123H53ZM90 124V123H89ZM99 124V123H98ZM226 124V123H225ZM11 125H13V124H11ZM68 125V124H67ZM111 125V124H110ZM167 125V124H166ZM264 125V124H263ZM31 126V125H30ZM64 126V125H63ZM215 127V126H214ZM264 127V126H263ZM19 128V127H18ZM32 128V127H31ZM46 128H47V126H46ZM63 128V127H62ZM77 128V127H76ZM143 128V127H142ZM141 128V129H142ZM64 129V128H63ZM66 129H68V128H66ZM86 129V128H85ZM53 130V129H52ZM58 130H60V128H58ZM87 130V129H86ZM54 131V130H53ZM61 132H62V130H60ZM64 131H66V130H64ZM68 132H69V136H70V133H72L71 132V130L69 129V130H67ZM66 131V132H67ZM88 131V130H87ZM111 131V130H110ZM142 131V130H141ZM229 131V130H228ZM65 132V133H66ZM90 132V131H89ZM152 132V131H151ZM55 133V132H54ZM53 133V134H54ZM56 133H57V131H56ZM63 133V132H62ZM79 133V132H78ZM197 133V132H196ZM264 133V132H263ZM5 134V133H4ZM60 134V133H59ZM64 134V133H63ZM88 134V133H87ZM112 134V133H111ZM185 134V133H184ZM62 135V134H61ZM65 135V134H64ZM76 135V134H75ZM80 135V134H79ZM81 135H82V133H81ZM186 135V134H185ZM226 135V134H225ZM261 135H262V133H261ZM7 136H8V134H7ZM85 136H86V134H85ZM8 137H10V136H8ZM8 137H7V139H8ZM48 137V136H47ZM71 137V136H70ZM73 137V136H72ZM77 137H79L78 135H77ZM77 137L75 138L74 137V139H77ZM113 137V136H112ZM112 137H111V139H112ZM186 137H188L187 135H186ZM190 137V136H189ZM220 137V136H219ZM61 138V137H60ZM88 138V137H87ZM86 138V139H87ZM190 138H193V137H190ZM233 138V137H232ZM244 138H245V136H244ZM244 138H243V140H244ZM85 139V138H84ZM202 139V138H201ZM8 140H12L13 141V139H8ZM79 140V139H78ZM78 140H76V141H78ZM89 140V139H88ZM190 140H192V139H190ZM60 141H62L61 139H59V142ZM79 141H81V138H80V140ZM84 141V140H83ZM202 141V140H201ZM222 141V140H221ZM74 142V141H73ZM73 142H72V144H73ZM162 142V141H161ZM183 142V141H182ZM194 142V141H193ZM63 143V142H62ZM66 143H68V142H66ZM78 143V145L80 144L79 142H76V144ZM84 143V142H83ZM94 143V142H93ZM188 143V142H187ZM192 143V142H191ZM195 143V142H194ZM217 143V142H216ZM9 144V143H8ZM33 144V143H32ZM39 144V143H38ZM42 144V143H41ZM69 144V143H68ZM97 144V143H96ZM30 145V144H29ZM61 145V144H60ZM63 145V144H62ZM91 145V144H90ZM211 145V144H210ZM209 145V146H210ZM9 146H10V148H11V145L9 144ZM81 146V145H80ZM84 146V144L82 145V147ZM95 146H97V145H95ZM98 146H100V145H98ZM97 146V147H98ZM192 146H193V144H192ZM223 146V145H222ZM62 147V146H61ZM72 147L74 148V149H76V151H78V148H75L74 147V144L72 145ZM71 147V148H72ZM76 147H77V145H76ZM79 147V146H78ZM215 147H216V145H215ZM91 148H92V145H91ZM100 148V147H99ZM108 148V147H107ZM187 148H188V145H187ZM217 148V147H216ZM32 149V148H31ZM67 149V148H66ZM98 149V148H97ZM112 149V152H113V148H111ZM194 149H195V147H194ZM26 150H28V149H26ZM80 150V149H79ZM93 150H95L94 148H93ZM178 150V149H177ZM177 150H176V152H177ZM187 150V149H186ZM197 150V149H196ZM224 150V149H223ZM29 151V150H28ZM31 152H32V150H30ZM29 151V152H30ZM34 151V150H33ZM67 151V150H66ZM73 151V150H72ZM83 151V150H82ZM81 151V152H82ZM92 151V150H91ZM96 151V150H95ZM101 151V150H100ZM99 151V152H100ZM28 152V153H29ZM39 152V151H38ZM80 152V151H79ZM104 152V151H103ZM195 152V151H194ZM249 152H251V150L249 151ZM9 153V147H8V145H7V140L5 139V140H3V142H0V155L2 156V157H4V158H6V156H7V154ZM23 153V152H22ZM60 153H62V154H64L63 152H60ZM83 153H84V151H83ZM106 153V152H105ZM114 153V152H113ZM113 153H111V154H113ZM116 153V152H115ZM215 153V152H214ZM223 153V152H222ZM27 154V153H26ZM32 153H29V156L28 157H30V155H31ZM59 154V153H58ZM72 154H74L73 155V157H76V155H78V154H76V152L74 153V151H73V153ZM81 154V153H80ZM104 154V153H103ZM124 154V153H123ZM250 154V153H249ZM248 154V155H249ZM257 154H258V152H257ZM47 155V154H46ZM67 155V154H66ZM83 155V154H82ZM85 155V154H84ZM96 155V154H95ZM108 155V154H107ZM9 156V155H8ZM62 156H64V155H62ZM69 155H67V157H68ZM79 156V155H78ZM77 156V157H78ZM113 156V155H112ZM111 156V157H112ZM65 157V156H64ZM72 157V158H73ZM82 157V156H81ZM85 157V156H84ZM89 157L90 156H88V161H89ZM96 157V156H95ZM101 157H103V156H101ZM118 157V156H117ZM252 157V156H251ZM72 158H70V159H72ZM80 158V157H79ZM92 158H94V157H92ZM104 158V157H103ZM49 159V158H48ZM69 159V158H68ZM82 159V158H81ZM86 159V158H85ZM246 159V158H245ZM257 159V158H256ZM23 160H24V158H23ZM22 160V161H23ZM87 160V159H86ZM93 160V159H92ZM99 160V159H98ZM104 161H105V163L107 162L106 160H108V159H103ZM103 160H101L102 162H103ZM247 160V159H246ZM36 161V160H35ZM67 161V160H66ZM69 161L70 160H68V163L67 164H70L69 163ZM73 161H76L77 162V160H76V158H75V160H73ZM87 161V162H88ZM95 161V160H94ZM112 161H113V158H112ZM72 162V161H71ZM84 162H85V160H84ZM96 162V161H95ZM114 162H115V160H114ZM8 163V162H7ZM97 163H98V161H97ZM96 163V164H97ZM110 162H108V164H109ZM244 163V162H243ZM63 164V163H62ZM77 165H80L78 162L76 163ZM95 164V163H94ZM96 164H95V169H96ZM141 164V163H140ZM205 164V163H204ZM7 165V164H6ZM65 165H66V163H65ZM74 165V164H73ZM73 165H70V166H73ZM77 165H76V167H77ZM84 165H86V163L84 164ZM84 165L82 166V168L84 167ZM110 165V164H109ZM108 165V166H109ZM63 166V165H62ZM68 166V165H67ZM69 166V168L71 169V167ZM75 166V165H74ZM98 166H99V164H98ZM97 166V167H98ZM101 167H102V164L100 165ZM104 166H106V165H104ZM108 166L106 167V171L104 172V173H107V168H108ZM222 166V165H221ZM17 167V166H16ZM75 167V168H76ZM101 167H100V169H101ZM111 167V166H110ZM110 167H109V169H110ZM9 168V167H8ZM66 168H68V167H66ZM68 168V172H69V169ZM75 168H73V169H75ZM78 168L80 169V167L78 166ZM99 168V167H98ZM97 168V169H98ZM96 169V170H97ZM103 169V168H102ZM16 170V169H15ZM14 170V171H15ZM30 170H31V168H30ZM104 170H105V168H104ZM118 170H119V168H118ZM214 170V169H213ZM42 171V170H41ZM40 171V172H41ZM77 171H82V170H77ZM98 171H99V169H98ZM117 171V170H116ZM31 172V171H30ZM74 172H76V171H74ZM101 172V171H100ZM47 173V172H46ZM58 173H60V172H58ZM57 173V174H58ZM67 173V172H66ZM108 173H110L109 171H108ZM39 174V173H38ZM43 174V173H42ZM56 174V175H57ZM72 174H75V173H72ZM100 174H102V173H100ZM113 175H115L114 173H112ZM47 175V174H46ZM67 175V174H66ZM66 175H65V177H66ZM69 175V174H68ZM71 175V174H70ZM80 175V174H79ZM82 175V174H81ZM85 175V174H84ZM121 175V174H120ZM246 175V174H245ZM39 176H40V174H39ZM38 176V177H39ZM77 176V175H76ZM104 176H106V175H104ZM103 176V177H104ZM204 176V175H203ZM31 177H33V174H31ZM56 177H58V176H56ZM72 177V176H71ZM70 177V178H71ZM118 177V175H116V177L115 178H117ZM34 178V177H33ZM48 178V177H47ZM105 178V177H104ZM110 178H112V177H110ZM114 178V179H115ZM234 178H235V176H234ZM41 180H42V178H40ZM44 179V178H43ZM66 180L68 179L67 177L65 178ZM71 179H73V178H71ZM70 179V180H71ZM84 179V178H83ZM109 179V178H108ZM119 179V178H118ZM30 180H32V178L30 179ZM37 180V179H36ZM70 180H69V182H70ZM80 180V179H79ZM100 180V179H99ZM104 180V179H103ZM110 180V179H109ZM108 180V181H109ZM113 180V179H112ZM120 180V179H119ZM166 180V179H165ZM243 180V179H242ZM38 181V180H37ZM68 181V180H67ZM71 181H73V180H71ZM74 181H75V179H74ZM101 181H102V179H101ZM106 181V180H105ZM104 181V182H105ZM108 181H106V182H108ZM115 180H113L112 181V183L114 182ZM198 181V180H197ZM234 181V180H233ZM32 182V181H31ZM85 182V179H84V181H81L80 183L82 184V183H84ZM98 182V181H97ZM30 183V182H29ZM37 183V182H36ZM35 183V184H36ZM41 183V182H40ZM86 183V182H85ZM108 183H110V182H108ZM112 183H111V185H112ZM233 183V182H232ZM35 184H33V185H35ZM70 184V190H72L73 189V187H74V185H73V183L72 182H70L69 183ZM88 184V183H87ZM87 184L85 185V186H87ZM103 184V183H102ZM107 184V183H106ZM33 185H32V187H33ZM82 185H84V184H82ZM99 185V184H98ZM100 185H101V183H100ZM99 185V186H100ZM108 185V184H107ZM30 186H31V184H30ZM79 186H80V184H79ZM89 187H90V185H88ZM96 186V185H95ZM110 186V185H109ZM37 187V186H36ZM35 187V188H36ZM43 188L45 187V186H42ZM81 187V186H80ZM79 187V188H80ZM84 186H82V188H80L79 190H78V188L76 189V190H78L79 192H80V190L81 189H83V190H85L84 188H83ZM88 187V188H89ZM94 187V186H93ZM98 187V186H97ZM96 187V188H97ZM104 187V186H103ZM90 188H92V187H90ZM89 188V189H90ZM95 187L93 188V191H96V190H94V189H96ZM87 189V188H86ZM88 189V190H89ZM22 190V189H21ZM108 190L109 189H107V191H106V193L108 192ZM23 191V190H22ZM63 191V190H62ZM92 191V192H93ZM111 191V190H110ZM190 191V190H189ZM200 191V190H199ZM198 191V192H199ZM25 192V191H24ZM34 192V191H33ZM36 192V191H35ZM43 192V191H42ZM51 192V191H50ZM73 192V191H72ZM79 192H78V194H79ZM88 192V191H87ZM89 192H90V190H89ZM88 192V193H89ZM41 193V192H40ZM75 193V191L73 192V194ZM96 193V192H95ZM113 193H115V192H113ZM43 194V193H42ZM97 194V193H96ZM105 193L103 192V195H104ZM116 194V193H115ZM202 194V193H201ZM88 195V194H87ZM91 195V194H90ZM94 195V194H93ZM100 195H102V193L100 192ZM100 195H99V198H100ZM113 195V194H112ZM117 195V194H116ZM36 196H38V195H36ZM40 196V195H39ZM76 196V195H75ZM81 197V196H80ZM79 197V198H80ZM87 196L85 195V198H86ZM89 197V196H88ZM109 197V196H108ZM77 198H78V196H77ZM90 198V197H89ZM102 198V197H101ZM103 199V198H102ZM101 199V200H102ZM109 199V198H108ZM14 200V199H13ZM51 200V199H50ZM104 200V199H103ZM120 200V199H119ZM29 201H31V200H29ZM64 201V200H63ZM112 201V200H111ZM110 200H108V202L110 203L111 202ZM35 202V200L33 201V203ZM39 202H40V200H39ZM83 202V201H82ZM100 202V201H99ZM102 202V201H101ZM91 203V202H90ZM89 203V204H90ZM95 203V202H94ZM108 203V204H109ZM219 203V202H218ZM81 204V203H80ZM100 204V203H99ZM29 205V204H28ZM37 205V204H36ZM82 205H83V203H82ZM85 205H86V203H85ZM101 205V204H100ZM19 206V205H18ZM44 206V205H43ZM69 206H70V204H69ZM115 206V205H114ZM27 207V206H26ZM55 207V206H54ZM87 206H85V208H86ZM89 207V206H88ZM93 207V206H92ZM91 207V208H92ZM95 207V206H94ZM96 207H99L98 206V204H97V206ZM101 207V206H100ZM109 207H110V204H109ZM45 208H47V207H45ZM84 208V207H83ZM114 208V207H113ZM112 208V209H113ZM23 209V208H22ZM25 209V208H24ZM24 209L22 210L23 212H25L24 211ZM29 209V208H28ZM27 209V210H28ZM62 209V208H61ZM94 209V208H93ZM93 209H92V213H93ZM97 209V208H96ZM103 209V208H102ZM102 209H99V210H101V212H102ZM110 209V208H109ZM30 210V209H29ZM52 210V209H51ZM86 210V209H85ZM106 210H108V209H106ZM20 211V210H19ZM41 211V210H40ZM45 211V210H44ZM49 211V210H48ZM110 211H111V209H110ZM110 211H108V212H110ZM112 211H114V210H112ZM18 212V211H17ZM90 212H91V210H90ZM103 212H104V210H103ZM103 212L101 213V214H103ZM115 212V211H114ZM113 212V213H114ZM45 212H43V214H44ZM85 213V212H84ZM98 213V212H97ZM112 213V214H113ZM31 214V213H30ZM29 214V215H30ZM48 214V213H47ZM88 214H90V213H88ZM98 214H100V211H99V213ZM98 214L96 215V217L98 216ZM107 214H109V213H107ZM49 215V214H48ZM53 215V214H52ZM86 215H87V213H86ZM91 216H92V214H90ZM110 216H111V214H109ZM24 216V215H23ZM31 216V215H30ZM69 216V215H68ZM73 216V215H72ZM25 217V216H24ZM26 217H27V215H26ZM36 217V216H35ZM55 217V216H54ZM71 217V216H70ZM21 218H22V216H21ZM20 218V219H21ZM30 218V217H29ZM75 218V217H74ZM73 218V219H74ZM80 218V217H79ZM79 218H77V221H78V219ZM85 218V217H84ZM91 218V217H90ZM116 218V217H115ZM121 218V217H120ZM19 219V220H20ZM24 219V218H23ZM26 219V218H25ZM28 219V218H27ZM60 219V218H59ZM68 218H66V220H67ZM99 219V218H98ZM101 219V218H100ZM108 219V218H107ZM219 219H220V217H219ZM218 219V220H219ZM29 220V219H28ZM27 220V221H28ZM31 220H32V218H31ZM35 219H33V221H34ZM71 220L72 219H70V223H71ZM75 220V219H74ZM82 220V219H81ZM86 220V219H85ZM93 220V219H92ZM115 220V219H114ZM24 221H26V220H24ZM30 221V220H29ZM76 221V220H75ZM89 221V220H88ZM98 221V220H97ZM102 221V220H101ZM18 222V221H17ZM35 222V221H34ZM37 222V221H36ZM66 222V221H65ZM73 222V221H72ZM78 222H80V220L78 221ZM90 222V221H89ZM99 222H100V220H99ZM110 222V221H109ZM168 222V221H167ZM217 222V221H216ZM16 223V222H15ZM19 223H21V222H19ZM26 223L27 222H25V226H26ZM56 223H58V222H56ZM75 223V222H74ZM83 223V222H82ZM88 223V222H87ZM218 223V222H217ZM219 223H220V220H219ZM24 224V223H23ZM28 224V223H27ZM32 224H34V223H31V225ZM39 223H37V225H38ZM43 224V223H42ZM67 224H69L68 223V221H67ZM95 224V223H94ZM93 224V225H94ZM98 224V223H97ZM101 224V223H100ZM169 224V223H168ZM22 225V224H21ZM36 225V224H35ZM35 225H32V226H30L31 228L32 227H35ZM40 225V224H39ZM85 225V224H84ZM88 225V224H87ZM24 226V227H25ZM54 226V225H53ZM76 226H77V224H76ZM83 226V225H82ZM86 226V225H85ZM37 227H39V226H37ZM69 227V226H68ZM80 227V225L78 226V228ZM56 228V227H55ZM71 228V230H72V233H73V231H75V230H73L72 229V226L70 227ZM22 229V228H21ZM28 229H29V226H28ZM27 229V230H28ZM35 229H36V227H35ZM40 229V228H39ZM38 229V230H39ZM83 229V228H82ZM81 229V230H82ZM108 229V228H107ZM30 230V229H29ZM34 230V229H33ZM220 230V229H219ZM22 231V230H21ZM31 231V230H30ZM44 231V230H43ZM66 231H68V230H66ZM108 231V230H107ZM106 231V232H107ZM110 231V230H109ZM114 231H115V229H114ZM1 232V231H0ZM18 232V231H17ZM34 232V231H33ZM32 232V233H33ZM64 232V231H63ZM62 232V233H63ZM71 232V231H70ZM104 232V231H103ZM103 232H101L100 234H102ZM106 232H104L105 234H106ZM77 233V232H76ZM83 233V232H82ZM109 233V232H108ZM113 233V232H112ZM42 234V233H41ZM68 234H71V233H68ZM81 234V233H80ZM98 234V233H97ZM99 234V235H100ZM21 235V234H20ZM58 235V234H57ZM64 235V234H63ZM182 235V234H181ZM45 236V235H44ZM75 236V235H74ZM87 236H88V234H87ZM93 236H94V234H93ZM101 236V235H100ZM102 236H104L103 234H102ZM106 236H107V234H106ZM225 236V235H224ZM19 236H17L16 238H18ZM117 237V236H116ZM79 238V237H78ZM87 238V237H86ZM225 238V237H224ZM22 239H23V237H22ZM30 239V238H29ZM67 239V238H66ZM84 239V238H83ZM108 239V238H107ZM106 239V240H107ZM15 240V239H14ZM112 240V239H111ZM228 240V239H227ZM17 241V240H16ZM33 241H34V239H33ZM68 241H70L69 239H68ZM103 241V240H102ZM105 241V240H104ZM32 242V241H31ZM79 242V241H78ZM83 242H84V240H83ZM111 242V241H110ZM219 242V241H218ZM226 242V241H225ZM71 243V242H70ZM103 243V242H102ZM105 244L107 243V241L106 242H104ZM33 244H35V243H33ZM41 244V243H40ZM42 244H43V242H42ZM105 244H103V246L105 245ZM19 245V244H18ZM112 245V244H111ZM41 246V245H40ZM44 246H45V244H44ZM84 246V245H83ZM106 246H107V244H106ZM113 246V245H112ZM108 247V246H107ZM24 248V247H23ZM31 248H33V247H31ZM37 248V247H36ZM42 248V247H41ZM86 248V247H85ZM103 248V247H102ZM83 249V248H82ZM93 249V248H92ZM104 249H105V247H104ZM37 250V252H38V250L40 251V249H36ZM108 250H109V247H108ZM35 251V250H34ZM83 251V250H82ZM85 251V250H84ZM99 251V250H98ZM30 252V251H29ZM49 252V251H48ZM101 252V251H100ZM106 252V251H105ZM167 252V251H166ZM35 253V252H34ZM40 253V252H39ZM83 253V252H82ZM103 253V252H102ZM208 253V252H207ZM95 254V253H94ZM104 254V253H103ZM107 254H109V253H107ZM111 254V253H110ZM168 254V253H167ZM39 255V254H38ZM47 255V254H46ZM56 255V254H55ZM61 256V255H60ZM63 256V255H62ZM33 257V256H32ZM114 257V256H113ZM52 258H54V256L52 257ZM53 260V259H52ZM19 261V260H18ZM55 261V260H54ZM53 261V263H55ZM61 261V260H60ZM85 261V260H84ZM208 261V260H207ZM60 263V262H59Z\"/></svg>","mask_w":264,"mask_h":264}]
</instances>
